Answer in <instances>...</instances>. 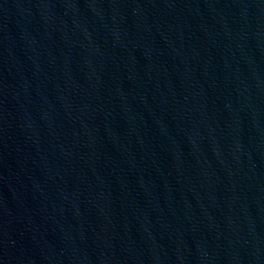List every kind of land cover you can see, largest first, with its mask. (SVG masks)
<instances>
[{
	"label": "water",
	"instance_id": "water-1",
	"mask_svg": "<svg viewBox=\"0 0 264 264\" xmlns=\"http://www.w3.org/2000/svg\"><path fill=\"white\" fill-rule=\"evenodd\" d=\"M0 264H264V0H0Z\"/></svg>",
	"mask_w": 264,
	"mask_h": 264
}]
</instances>
